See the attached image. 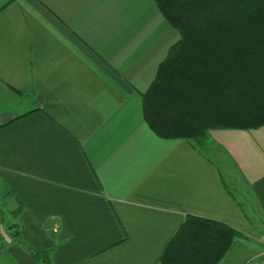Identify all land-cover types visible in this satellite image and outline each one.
<instances>
[{"label":"crops","instance_id":"1","mask_svg":"<svg viewBox=\"0 0 264 264\" xmlns=\"http://www.w3.org/2000/svg\"><path fill=\"white\" fill-rule=\"evenodd\" d=\"M178 40L153 0H0V215L19 201L13 242L51 249L52 264H161L194 215L244 235L217 264H264V125L208 131L233 164L227 184L212 154L144 121L142 94ZM30 90L42 110L14 119ZM8 248L0 264H17Z\"/></svg>","mask_w":264,"mask_h":264},{"label":"trees","instance_id":"2","mask_svg":"<svg viewBox=\"0 0 264 264\" xmlns=\"http://www.w3.org/2000/svg\"><path fill=\"white\" fill-rule=\"evenodd\" d=\"M153 1L179 40L170 46L142 94L149 129L163 139H186L202 154H212L214 149L206 143L208 131L263 126L264 0ZM24 96L31 108L14 119L42 110L40 95L30 90ZM10 194L0 186L1 205ZM17 202L11 211L14 217L21 210ZM236 236L244 237L225 223L186 215L159 262L217 264ZM10 247L23 249L39 264H52L51 249L21 240Z\"/></svg>","mask_w":264,"mask_h":264},{"label":"water","instance_id":"3","mask_svg":"<svg viewBox=\"0 0 264 264\" xmlns=\"http://www.w3.org/2000/svg\"><path fill=\"white\" fill-rule=\"evenodd\" d=\"M212 155L222 167L225 182L227 184L235 182L237 176L232 162L218 150L212 151ZM8 251L11 253L17 264H39L33 260L27 252L19 247H9Z\"/></svg>","mask_w":264,"mask_h":264},{"label":"rangeland","instance_id":"4","mask_svg":"<svg viewBox=\"0 0 264 264\" xmlns=\"http://www.w3.org/2000/svg\"><path fill=\"white\" fill-rule=\"evenodd\" d=\"M250 130H252V129H250ZM1 200H2V198H1ZM1 200H0V202H1ZM13 206H11V204H7L3 208L4 210L2 211V214L0 215V245L4 244L5 247H10L14 243L13 241L16 240L15 237L13 236V233L15 232V228H14L15 224L14 223L10 224L9 219H8L9 212L11 214V211H12L11 209ZM8 224H10V225L8 226ZM8 228L12 230L11 233L8 232Z\"/></svg>","mask_w":264,"mask_h":264},{"label":"built area","instance_id":"5","mask_svg":"<svg viewBox=\"0 0 264 264\" xmlns=\"http://www.w3.org/2000/svg\"><path fill=\"white\" fill-rule=\"evenodd\" d=\"M244 264H258L257 257H256V258L249 259V260H248L247 262H245Z\"/></svg>","mask_w":264,"mask_h":264}]
</instances>
